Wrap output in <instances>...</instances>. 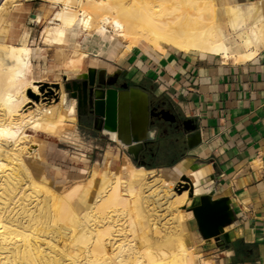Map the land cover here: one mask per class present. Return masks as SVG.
Wrapping results in <instances>:
<instances>
[{
  "label": "bare ground",
  "instance_id": "bare-ground-1",
  "mask_svg": "<svg viewBox=\"0 0 264 264\" xmlns=\"http://www.w3.org/2000/svg\"><path fill=\"white\" fill-rule=\"evenodd\" d=\"M41 1H53V3L61 5L55 16V20L59 21V26L52 28L47 34L48 42L61 47L65 45L68 34L76 24H80V28L89 35L95 32L107 35L112 28L115 37H121L128 42L126 46L128 50L134 47H152L166 51V46H169L188 53L223 55L226 58L232 55L237 62H244L254 58L264 47V17L255 4L233 3L226 5L222 3V0ZM9 2L10 0H0V23L7 15L4 11ZM79 8L81 9L78 10ZM224 19L230 21L231 35L234 40H231L230 35H226L224 31L222 23ZM74 54L75 56L68 58L64 63L70 70L78 72L84 65L88 54L79 51L78 48ZM30 65L31 48L28 44L6 43L0 46V191L4 189L0 193V264H61L57 259L59 256L57 244L59 243L56 244L53 239H49L50 234L48 235V233L53 232L47 229H38L35 209L31 206L32 202L28 201L29 196L25 199L26 201L19 197V194L23 192L18 190L20 176L25 177L27 181L30 180L29 185L34 186L38 183L34 179L30 165L20 154H22V147L25 146V142L22 141L31 138L25 129L37 130L43 124L50 128V133L53 136L62 140H73L75 135L66 126L77 118V102L72 100L65 106V94L61 88L59 91L61 102L57 107L38 113L34 111L25 113L24 107L33 103L30 97L26 98L25 92L32 89L33 96H36L39 88L38 85H35L38 83L37 81L27 78ZM11 162L14 163L13 166ZM108 167L109 163H106V168L108 169ZM94 171L95 177L97 170ZM130 171L129 181L132 185L145 176L144 167L133 166ZM144 179L146 180V178ZM177 182L175 180L162 182L163 187L173 190L170 197L174 198L178 194L173 188ZM113 183L117 185L103 201L98 203V209L103 212L114 206H127V198L119 194L120 177L118 175L105 180L99 194ZM195 185L198 193L206 190L202 187V183H195ZM197 187H200L201 191H197ZM20 188L22 189V186ZM79 188H74L67 197L69 199L74 197ZM47 193L55 196L50 190ZM182 194L179 197V204L181 202L184 204L185 218L193 219V213L188 208L194 203V199L189 198L188 191H184ZM82 203H88V200L83 199ZM88 215L93 217V214ZM58 216L60 222L62 220L69 224L67 230L69 233L72 232V239L75 242L86 245V242L93 240L91 252L95 254V258L91 254L92 256L88 260L86 259V262L77 261L76 264H116L110 259L111 256L105 257L108 253V244L105 243L106 236L111 234V227L100 229L99 232L95 230L99 234L98 237L100 236L99 240L94 238L96 234L94 235L92 231L94 236L90 238L88 231L80 230L83 221L67 199L62 200ZM111 241L109 243H113ZM63 245L64 243L60 244L61 247ZM159 247L160 252L156 255L150 251L143 255H137L135 252H131L129 247L127 250L122 249L118 254V257L122 258L118 262L119 264H156L161 263V257L171 254H177V257L181 256L180 261L184 264L193 262V256L187 253L183 242L178 244L176 239L166 238L160 241ZM123 253L125 256L122 255ZM71 255L69 254V256ZM97 255L103 258H98Z\"/></svg>",
  "mask_w": 264,
  "mask_h": 264
},
{
  "label": "crops",
  "instance_id": "crops-1",
  "mask_svg": "<svg viewBox=\"0 0 264 264\" xmlns=\"http://www.w3.org/2000/svg\"><path fill=\"white\" fill-rule=\"evenodd\" d=\"M222 3L255 4L264 17V0H225ZM34 28L28 34V41ZM89 38L81 40L82 50L88 54V69H104L110 76H122L132 86L145 88L151 98L167 101L185 120H194L202 136L198 146L187 147L184 155L176 154L169 160L157 162L160 166L156 168L148 169L130 162L116 172L113 165L118 153L111 148L96 164L103 163L107 153L112 152V170L123 180L130 178L132 166L144 167L142 188L146 181L157 180L162 186L163 181H179L183 175L196 184L202 183L205 188L207 177L215 175L218 193L215 198L229 197L235 213L236 219L229 227L233 241L229 248H220L214 239H203L195 219L185 218L183 232L192 249L197 250L193 264H264V47L254 58L237 62L232 55L226 58L188 53L169 46L166 51L152 47L126 50L104 37ZM36 48L32 47L33 66L48 65V53ZM92 61H97V65ZM78 134L88 150L91 146L85 143L79 129ZM87 150L83 152L86 159H80L84 163H90ZM95 183L96 189L90 195L102 185L99 178ZM126 187L137 193L140 190L128 184ZM197 191L201 188L197 187ZM81 201L82 198L77 203L83 208ZM175 213L179 219V214Z\"/></svg>",
  "mask_w": 264,
  "mask_h": 264
},
{
  "label": "rangeland",
  "instance_id": "rangeland-1",
  "mask_svg": "<svg viewBox=\"0 0 264 264\" xmlns=\"http://www.w3.org/2000/svg\"><path fill=\"white\" fill-rule=\"evenodd\" d=\"M222 1L224 2L225 0ZM9 3L6 5L7 7L4 11L7 15H5L4 20L0 23V46L6 43L14 45L26 43L30 46L31 65L30 69L27 71V78L37 81L38 83H35V85L39 87L36 97L35 95L32 97L30 96L33 94L32 89H28L25 92L26 98L30 97L33 100V103H29L24 107L23 110L25 113L31 111L38 113L52 110L57 107L61 102V93L59 92L61 88L65 94V106L74 100L68 97L67 89L65 88L66 83L73 80L72 77L78 74H87L88 62L85 60L84 65L78 72L77 70H70L64 62L67 61L68 58L75 56L74 51L77 50V48L79 51H83L82 39H90L89 37L91 36H93V39L104 37L106 41H111L110 43L118 44L127 49L126 46L128 42L121 37H115L112 28H110L111 32L107 35L99 32L89 35L80 28V24H76L74 29L68 34L63 47L51 44L47 41V34L49 30L59 26V21L55 20V16L58 10H60V4L53 3V1L46 2L41 0H10ZM80 9L81 8L78 10ZM222 23L226 35H230L231 40H234L231 35L230 21L224 19ZM31 28H34V33L31 40L28 41V34ZM32 47H38L36 49L39 50L43 48V51L48 53L50 57L48 65L42 67L38 65L33 66ZM155 50L161 51L159 49ZM91 63L97 65V61H92ZM66 127L73 131L75 135L73 140H62L53 136V134L50 133V128L45 124L37 130L25 129V132L27 135L29 134L31 138L22 141L25 142V146L22 147V154L20 155H22L21 157L30 165L34 179L38 183L34 186L29 185L30 180L27 181L25 177L20 176L25 179L23 180L20 178L22 182L20 181L19 185L20 187L22 186V189L20 187L18 189L19 191H23H20V198L22 197L25 200L29 196L28 199H30L28 201L32 202L33 205L31 206L35 209V216L38 218H36L38 229H47L53 232H49L48 235L53 234L51 236L49 235V239H53L56 244L59 243L57 244V252L59 254L57 259L60 263L76 264L77 261L86 262L92 255L93 258H95V254L91 252L93 249V240L86 242V245L85 243L75 242L74 239H72V232L69 233V230H67L69 224L66 223V221L61 220L60 222L59 220L58 213L62 200L67 199L73 209H75L76 214H78L83 221V226L80 230L85 232L88 231L87 233L90 238L96 234L94 238H98L99 240V230L105 227H111V234L108 235V237L106 236L105 242L106 245L108 244V253L106 256H103H111L110 259L114 263L119 264L118 261L122 257H118V254L122 249L127 250L129 247L131 252H135L137 255H143L147 251L156 255L160 252V241L166 238H173L178 241V244L180 242L184 243L187 253L193 256V262L191 263L193 264L197 250L192 249V245L183 232L182 224L185 221L186 209H183L182 205L184 204L182 202L179 204V197L183 194H177L174 197L176 199L170 197V193L173 190L161 186L157 180L154 182L146 181V186L143 188L140 186L141 180L135 185L130 184V178L128 180H123L121 176L114 171L119 172L122 166L129 165L130 162L137 166L142 165L135 163L122 145L103 137L99 131L91 127H86L80 119L79 112L76 120L69 123ZM78 129L85 143L91 146L88 150L84 148L85 145L79 137ZM110 148L118 153L116 163L113 165L114 171L112 170L110 161V158L113 157L112 152L107 153L103 163H100V165L96 164L102 160L105 152ZM86 150L88 151L90 163H84L80 160L81 158L83 161L86 159L83 155V152ZM74 155L77 158H75ZM12 163L13 162H11V165L13 166L14 163ZM106 163H109L108 169L106 168ZM95 169L97 170V174L94 177ZM160 173L161 171H158V174ZM115 175L120 177V183L118 184L119 194L127 198L128 203L126 207H122L121 205L114 206L103 212L98 209V203L103 201L117 184H110L103 193H99L102 191L104 181L114 178ZM97 177L99 181H102V185L96 193L90 195V193L96 189L95 181H98ZM127 184L136 191L140 188L139 192L137 193L129 190L126 187ZM76 187H80L79 191L74 197L69 199L67 196ZM3 190H1L0 193ZM49 190L52 191L55 196L49 195L47 193ZM24 196H26V198H24ZM81 198L82 201L83 199H87L89 203H82L81 201L84 209L77 203V200ZM181 208L185 211L184 213L181 212ZM175 212L179 214V219ZM88 214H93V217H90ZM41 224L43 225L41 226ZM63 229L66 234L63 232ZM91 231L94 235H92ZM67 234L70 235L68 236ZM110 241L113 243H109ZM60 242L62 244L64 243L63 247L60 246ZM69 254L72 255L69 256ZM87 254L90 256L88 257ZM122 255L125 256V253ZM97 256L98 258H103L102 256ZM200 257L201 256H199L197 260ZM161 258V263L156 264H184V262L180 261L182 259L181 256L177 257V254L167 255Z\"/></svg>",
  "mask_w": 264,
  "mask_h": 264
},
{
  "label": "water",
  "instance_id": "water-1",
  "mask_svg": "<svg viewBox=\"0 0 264 264\" xmlns=\"http://www.w3.org/2000/svg\"><path fill=\"white\" fill-rule=\"evenodd\" d=\"M97 72V69L89 68L87 74H78L72 78L83 80L85 98L90 100L92 112L96 116L95 128L102 132L103 137L122 145L137 163L138 154L144 143L156 141L160 128L153 120L158 114H155L152 109L151 93L143 87L128 84H124L122 89H94ZM106 76L107 71L101 69L99 84L113 85L112 82L106 81ZM161 118L174 121L165 116ZM184 134L185 143L189 149H193L202 142L198 124L192 119L184 121ZM215 180V175L207 177L206 190L198 193L191 178L183 175L173 188L178 194L188 191L189 198L194 199V203L188 210L193 213L203 239H214L218 247L229 248L233 241L230 238L229 227L236 217L229 197L215 198L218 194Z\"/></svg>",
  "mask_w": 264,
  "mask_h": 264
},
{
  "label": "flooded vegetation",
  "instance_id": "flooded-vegetation-1",
  "mask_svg": "<svg viewBox=\"0 0 264 264\" xmlns=\"http://www.w3.org/2000/svg\"><path fill=\"white\" fill-rule=\"evenodd\" d=\"M99 70L97 72V81L94 89L102 88H115L122 89L124 84L132 86L122 76H110L107 74L106 81H110L113 85L99 84ZM83 80H71L66 83L68 97L74 99L77 102V109L80 115L82 123L86 127H91L95 130L96 116L92 112L93 107L90 104V100L85 98L84 87L82 85ZM152 99V109L155 114L153 120L159 125V132L157 140L151 143H144L143 148L138 154L137 164L142 166L151 165L157 162L166 161L173 158L176 154L184 155L186 153L187 144L185 143L184 134V117L167 101ZM168 112V113H164ZM168 117L174 119L173 122L164 120L161 117ZM102 135L100 130H97Z\"/></svg>",
  "mask_w": 264,
  "mask_h": 264
},
{
  "label": "trees",
  "instance_id": "trees-1",
  "mask_svg": "<svg viewBox=\"0 0 264 264\" xmlns=\"http://www.w3.org/2000/svg\"><path fill=\"white\" fill-rule=\"evenodd\" d=\"M174 164V163H173ZM170 165V164H169ZM160 165H158L157 163L151 164V165H146V168L148 169H152V168H156L159 167Z\"/></svg>",
  "mask_w": 264,
  "mask_h": 264
}]
</instances>
